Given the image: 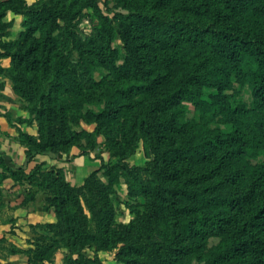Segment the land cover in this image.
<instances>
[{"label":"trees","instance_id":"obj_1","mask_svg":"<svg viewBox=\"0 0 264 264\" xmlns=\"http://www.w3.org/2000/svg\"><path fill=\"white\" fill-rule=\"evenodd\" d=\"M115 1L128 12L117 14L127 56L116 71L108 59L117 58V51L108 49L114 27L96 1L0 0V33L10 27L4 22L9 12L23 15L26 28L18 40L0 41L1 55L12 59L9 69L1 64L0 69L11 74L16 93L39 96L32 111L51 131L40 141L24 135L30 151L54 153L60 134L70 142L66 112L79 122L81 113L74 110L86 108V118L106 135L127 134L155 155L147 167L103 163L111 192L120 187L121 176L135 175L130 195L147 200L143 228L135 222L119 229L104 226L101 244L123 243L122 264H143L133 252L150 257V251L159 256L164 249L170 257L156 264H187L188 254L209 237L220 242L205 264H264V0ZM89 6L95 7L97 37L85 41L74 34L70 42L65 28L62 39L60 21L70 25V16ZM103 68L114 78L97 81L94 72L102 74ZM233 77L253 90V108L224 94ZM207 84L220 90L210 100L201 90ZM103 88L109 91L105 101L94 103L96 89ZM186 103L201 122L185 120ZM56 200L65 213L47 226L57 229L61 243L47 244L29 264L52 262L61 246L73 254H67L69 264H92L82 251L94 247L97 235L82 230L70 211L71 195ZM144 229L149 236L156 232L158 247L146 248Z\"/></svg>","mask_w":264,"mask_h":264},{"label":"rangeland","instance_id":"obj_2","mask_svg":"<svg viewBox=\"0 0 264 264\" xmlns=\"http://www.w3.org/2000/svg\"><path fill=\"white\" fill-rule=\"evenodd\" d=\"M27 1L32 5L39 2L50 3L52 0ZM83 1L86 3L92 0ZM93 1L99 4L102 14L114 27L110 46H107L108 49L117 51V58L115 56L110 58V54L108 56V59H111L110 68L112 66L116 71V68L125 65L127 56L117 14L126 15L128 12L115 0ZM9 13L12 14L11 18ZM9 13L4 22L10 27L0 33L6 35L0 38L2 43L16 41L26 31L25 17ZM70 18V25H65L63 21L59 23L64 27L61 31L62 39L66 32L65 28L73 33H66V39L68 37L70 42L75 40L74 34L85 41L97 37L95 7H83L81 13L75 17L73 13ZM1 54H4V51L0 48L1 67L5 70L9 69L12 66V59L3 58ZM110 68L101 69L102 74L99 71L94 72L97 81L101 76L113 79ZM5 70L0 69V264H29L33 258L41 255V250L47 244L57 247L61 243L57 229L47 225L56 224L62 213H65V209L59 207L56 198L63 199L67 194L72 197L70 211L76 216L82 230L86 234L97 235L99 240L92 248L84 245L82 253L86 254L85 257L90 259L92 264H122L118 253L123 243L119 244V247L116 246L117 248H106L101 244L104 239V226L109 225L119 229L120 225L135 222L138 228H143L141 222H145L144 204L147 200L139 198L135 201L130 195L129 181L131 182L133 178L135 182V175L121 176L120 187L116 185L114 192H111L108 178L104 175L103 163L124 162L127 166L147 167L148 163L155 159V155L146 149L143 141L139 140V145L138 142L137 145L130 142L128 140L130 136L127 134L124 136V133L114 132L111 136L106 135L96 123L86 118L84 114L86 108L82 109L83 112L74 110L75 113H81L79 122L72 120L71 110L66 112L69 122L66 134L72 138L70 142L64 143V137L60 134L61 138L57 139L54 153L30 151L31 145L27 143L24 135L33 136L40 141L42 137H46L50 129L45 127L43 121L38 119L37 113L32 111L36 105L34 101H37L39 96L33 97V93L29 95L28 92L22 91L26 96L16 93L11 74ZM79 80L87 89V80L84 78ZM230 85V88L225 89L224 94L231 95L235 101L244 103L249 108L254 107L253 90L246 81H237L233 77ZM201 90L205 93L206 100H210V96L218 95L220 92L219 88L209 84L202 86ZM96 91L95 98L91 99H94V103L104 102L109 91L105 88ZM30 96L34 99L31 100ZM93 105L90 104L88 107L98 109ZM186 106L188 110L184 112L185 120L201 122L199 113L191 104L186 103ZM2 125L8 130L2 131ZM217 125L216 122L210 127L215 128ZM84 131L94 133L95 137H88ZM29 151L34 154L31 158L28 157ZM117 169L121 171V165ZM137 202L141 206L130 208L131 204L135 205ZM144 230L145 234H141L145 237L143 241L146 239L150 241V244H146V248L158 247L159 238L156 232L153 231L152 236H149L148 230ZM219 242V237H209L205 246L188 254L187 264H205L211 256L210 249L216 247ZM41 244L43 247L40 246ZM59 249L53 253L52 262L46 260L42 264H69L66 260L69 251L62 246ZM162 251L159 256L150 251V257L143 255L144 253H133L138 259L140 258V263L156 264L165 262L170 257L169 249ZM74 257L76 258L77 255Z\"/></svg>","mask_w":264,"mask_h":264},{"label":"crops","instance_id":"obj_3","mask_svg":"<svg viewBox=\"0 0 264 264\" xmlns=\"http://www.w3.org/2000/svg\"><path fill=\"white\" fill-rule=\"evenodd\" d=\"M1 124H2V123H1ZM1 130H2V131H6V130H8V128L2 125Z\"/></svg>","mask_w":264,"mask_h":264},{"label":"clouds","instance_id":"obj_4","mask_svg":"<svg viewBox=\"0 0 264 264\" xmlns=\"http://www.w3.org/2000/svg\"><path fill=\"white\" fill-rule=\"evenodd\" d=\"M11 15H12V14H11V13H9V18H11Z\"/></svg>","mask_w":264,"mask_h":264}]
</instances>
